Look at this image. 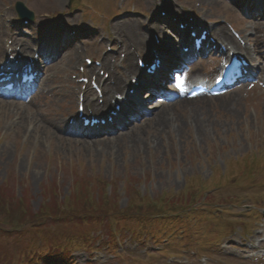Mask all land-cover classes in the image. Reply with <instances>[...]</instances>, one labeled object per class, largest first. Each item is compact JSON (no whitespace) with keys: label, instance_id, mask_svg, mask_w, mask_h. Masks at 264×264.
Masks as SVG:
<instances>
[{"label":"rangeland","instance_id":"rangeland-1","mask_svg":"<svg viewBox=\"0 0 264 264\" xmlns=\"http://www.w3.org/2000/svg\"><path fill=\"white\" fill-rule=\"evenodd\" d=\"M1 1L0 9L5 3ZM4 1L9 3L15 0ZM182 1L189 2V0ZM82 2L85 4L83 9L72 12L84 13L94 9L102 12L98 1L79 0V3ZM235 2L233 5L229 0H205L202 10L207 9V16L219 18L234 9H239L243 0H235ZM70 3L73 4V1L31 0L29 6L36 12V21L28 28L30 35L22 36L20 41L36 44V37L42 31L41 26L46 23L42 16L68 8ZM140 4L143 10L154 8L153 0H139ZM104 9L107 10V14L113 16L115 10L112 7L107 4ZM139 16L145 17L134 14L125 15L123 18H139ZM115 21L117 19H114L112 23ZM261 23L264 26L263 19ZM89 37V34L85 35V42L78 41L77 46L85 49L93 45L86 41ZM38 41L42 42L41 35ZM75 50H69L67 57L72 59L71 56ZM96 50L101 49L98 47ZM92 51L94 53V50ZM211 63V60H206L204 65ZM72 66L73 63L69 66V62L64 61L54 68L57 69V73L61 71L65 75L63 76L62 73V78L55 81L57 83L53 88L55 92L51 96L40 99L41 103L46 102V104L39 102V107L46 106L41 114L31 118L30 108L16 113L14 110L0 106V264H42L31 260L29 247L40 241L43 242L42 240L49 236H52L53 240H59L63 236L61 231L65 230L56 229L57 227L49 219L46 226H39L37 219L34 220L37 222L29 224L21 223L20 219L23 208L18 199L21 196L30 199L36 216V212L45 205L47 200L53 201L57 197L49 192L53 181L60 186L58 190L60 200L70 194L74 180L80 176L118 181L120 205H125L131 197L136 198L135 189L147 197L146 201H151L153 197L169 199L178 192L182 194L190 180L210 181L213 175L223 172L237 160L241 161L245 155L257 149H264V98L252 95L241 99L228 97L222 103L219 100L200 101L193 104L195 112L190 114H187L184 108L175 109L170 114L165 112L160 117L164 120L163 123L154 121L156 118L154 117L147 125L144 126V122L135 128V134L119 139L112 146L90 145L102 140L100 138H94L95 142L68 140L72 138L65 136L67 132L61 134L56 125L61 126V117L65 113L72 112L74 108L75 100L72 102L69 87L66 88L65 85L66 73ZM14 116L18 121L13 119ZM31 123L34 125L32 128ZM39 143H41L40 149L36 148ZM93 186H95L94 183ZM219 191L224 198L229 194H235V196L241 194L239 186L226 187ZM48 195L51 199L47 197ZM178 195L171 198L169 203L176 201ZM235 196L229 195V197ZM78 201L83 204L87 199L81 197ZM148 206H150L148 203H144L146 209ZM153 206L156 205L153 204ZM253 207L264 208V204L253 205ZM71 209L73 208H65L68 211ZM98 209L93 207L91 202V206L75 208V211H84L86 215L93 214ZM8 212L11 213L8 214ZM77 220L75 218V224L63 229L71 231L74 228H81L88 231L100 226L99 222L95 221H92V225L76 224ZM100 227L103 231L97 229L95 233L100 235L98 242L104 244L110 237L109 227H104V224ZM151 237V234L136 237L125 230V240H121L123 251L120 250L122 252L120 258L111 259L108 253L112 250L103 245L97 249L100 260L96 264H165L167 255L183 249L187 250L177 246L174 250L165 252L164 255L141 254L140 251L158 250L154 247ZM195 241L203 244L209 242L207 236L203 234L195 235ZM52 246L48 248L52 249L56 244L52 243ZM43 250L44 248L34 256L38 257ZM60 250V248H54V252H60ZM91 255L93 254L89 251L81 250L76 252L75 259L83 264ZM217 256L216 253L213 254V257ZM222 264L235 263L229 258H224Z\"/></svg>","mask_w":264,"mask_h":264},{"label":"trees","instance_id":"trees-1","mask_svg":"<svg viewBox=\"0 0 264 264\" xmlns=\"http://www.w3.org/2000/svg\"><path fill=\"white\" fill-rule=\"evenodd\" d=\"M96 192H98V191H96V189H94V190H92V192H90V191H88V192H83L82 193V195H81V197L82 198H84V199H87V201L86 202H84L83 204H80L79 203V199H81V197H78V196H76V197H78V198H76V197H73L72 198V201L73 202H70V207H72V208H76V209H78V208H80V207H82V206H85V205H90L91 206V204H89V203H91L92 202V200H94V198H95V193ZM92 193H94V194H92ZM105 192H98L97 194L99 195L98 197H99V200H102V199H104L105 200V203L108 205V206H112V205H114L113 207H115V209H112V214H115V215H120V216H125L126 215V213L128 214L129 213V210L127 209V210H125L126 212H122V211H120V210H118L117 209V203H115L113 200H111V199H109V198H102L103 197V194H104ZM92 194V195H91ZM92 196V197H91ZM26 205H27V207H29V204H28V202H26ZM98 206H100V204L98 205ZM113 207H108V208H106L105 209V211H103L104 213H106V212H109L110 210H111V208H113ZM73 210V209H72ZM74 211V210H73ZM101 213L100 215H102V216H105V214L104 213ZM62 214V213H61ZM70 214H73V213H70ZM106 215H108L107 213H106ZM24 216V218H28L29 216H31V220L33 219V215L32 214H30L29 215V212H27L26 214H24L23 215Z\"/></svg>","mask_w":264,"mask_h":264},{"label":"bare ground","instance_id":"bare-ground-1","mask_svg":"<svg viewBox=\"0 0 264 264\" xmlns=\"http://www.w3.org/2000/svg\"><path fill=\"white\" fill-rule=\"evenodd\" d=\"M95 102V101H94Z\"/></svg>","mask_w":264,"mask_h":264}]
</instances>
